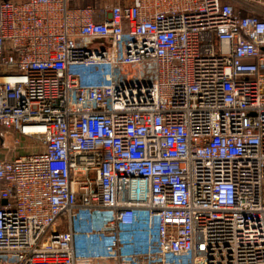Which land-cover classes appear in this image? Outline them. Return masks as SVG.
<instances>
[{"label": "built area", "instance_id": "built-area-1", "mask_svg": "<svg viewBox=\"0 0 264 264\" xmlns=\"http://www.w3.org/2000/svg\"><path fill=\"white\" fill-rule=\"evenodd\" d=\"M72 1L0 0V264H264V17Z\"/></svg>", "mask_w": 264, "mask_h": 264}, {"label": "crops", "instance_id": "crops-1", "mask_svg": "<svg viewBox=\"0 0 264 264\" xmlns=\"http://www.w3.org/2000/svg\"><path fill=\"white\" fill-rule=\"evenodd\" d=\"M127 0H73V6L85 5V3H92L91 5L100 8L103 5H109L117 2H126ZM232 3L234 7L241 14H257L264 17V0H223Z\"/></svg>", "mask_w": 264, "mask_h": 264}, {"label": "rangeland", "instance_id": "rangeland-1", "mask_svg": "<svg viewBox=\"0 0 264 264\" xmlns=\"http://www.w3.org/2000/svg\"><path fill=\"white\" fill-rule=\"evenodd\" d=\"M127 1H130V0H127ZM114 3V2H113ZM88 4H92V3H85V5H88ZM27 143H28V146L31 148V146L33 145V146H35V148H34V150H36V149H38V145H37V143H36V141L34 140V139H28V141H27ZM30 148H28L27 150L28 151H25L24 153H28V152H30L31 151V149ZM16 154H21V151H20V153H16Z\"/></svg>", "mask_w": 264, "mask_h": 264}]
</instances>
